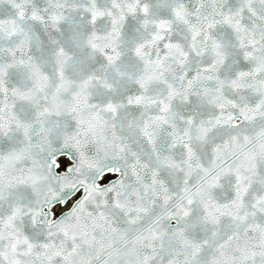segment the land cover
<instances>
[{"label": "snow or ice", "instance_id": "snow-or-ice-1", "mask_svg": "<svg viewBox=\"0 0 264 264\" xmlns=\"http://www.w3.org/2000/svg\"><path fill=\"white\" fill-rule=\"evenodd\" d=\"M0 264H264V0H0Z\"/></svg>", "mask_w": 264, "mask_h": 264}]
</instances>
